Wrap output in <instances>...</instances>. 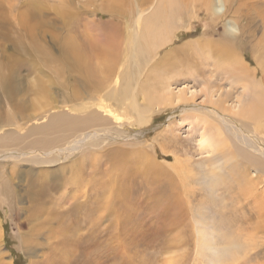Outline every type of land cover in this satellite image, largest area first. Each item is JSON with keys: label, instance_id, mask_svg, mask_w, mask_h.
Here are the masks:
<instances>
[{"label": "rangeland", "instance_id": "obj_1", "mask_svg": "<svg viewBox=\"0 0 264 264\" xmlns=\"http://www.w3.org/2000/svg\"><path fill=\"white\" fill-rule=\"evenodd\" d=\"M18 1L20 0H16L15 3ZM38 1L52 8L57 5L58 0ZM249 1L251 0L242 2ZM167 3L168 0H63L62 9L65 15H57L50 8H45L37 19V26L43 33L40 37L36 35L41 42V49L30 45L28 47L24 43L20 46L17 42L19 38L21 39L20 31H14L12 34L8 32L6 39L0 34V71L5 73L4 76L8 74V70L11 72V78H6L10 79L7 81L11 84V93L16 104L11 106L8 100L1 96L0 90V127L1 131L5 132V135H0V138H4L0 144L2 157L7 158L8 153L12 151L28 152L29 150L21 148V145L25 144L23 142L45 138L41 128L46 119L37 121L34 118L35 115L43 114L45 101L53 103L54 99L60 103L59 105L70 101L68 105H73L81 101L76 93H81L85 101H97L93 94L100 88L96 87L89 66H98L107 56L88 54L90 58L79 59L64 42L65 37L70 38L73 35V39L84 46L85 55L89 50H94L92 47L96 48V44L104 46L114 41L120 45V51L114 57H110L109 62L121 63L128 43L126 36L140 35L144 23L153 16L157 8L165 12ZM214 3L215 6L206 12L197 0H183V3L176 0L172 5L176 11L171 19L172 33L168 31L173 39L167 46L160 47L149 55L147 66L140 75L143 87L141 93L155 94L158 80L162 78L171 81V89L174 92L186 90L188 99L182 103L188 105L187 112L183 113L182 107L177 108L181 103L177 107H154L149 114L150 123L141 126L135 115L119 110L115 113L120 117L118 122L111 121L104 126H89L90 128L79 133L80 136L88 137V140L80 142L77 139L76 143H80L77 150L57 156L61 160L54 163L56 174L64 180L75 171L77 173L75 172L74 176L80 171L76 166L79 157L84 159V172L88 174L94 170L96 179L102 177L106 168L112 171L115 166L118 171L114 173L110 182L112 195L109 194L107 197L108 201L111 197V206L107 211L105 213L97 211L93 216L87 212L84 217L83 212L93 208L95 202L102 197L101 191L90 188L86 182L79 190L81 192L71 188V184H64L65 186H61L59 190H51L46 195L50 203H47L46 207L54 210L60 206L61 210L59 208L56 210L64 212L62 213L64 216L68 211L80 209L82 212L80 222L68 228L70 230L65 235H60L61 232L58 231L62 225L54 223L51 226L52 230H40L39 236L26 242L23 233L27 231V226L22 220L28 218L27 207L31 204L24 198L18 208L9 211L8 207L1 203L0 252L3 254V262L264 264V174L257 175L260 180L256 178L255 170L244 167L246 163L239 154H236L234 160L227 162L223 160L227 147L229 151L233 147H238L244 152L243 146L237 143L240 141L237 126L242 125L243 127H240L247 130L246 135L243 132L240 134L257 148H264V131L248 125L231 112L233 109L237 110V100L246 101L247 93L240 88V85H245L243 82L239 85L234 84L237 88L233 85L236 88L233 90L229 86L230 80L225 81L217 76L224 67L222 66L224 62L218 61L220 45L217 44L219 41L229 43L235 40L234 43L239 44L235 46L236 56L248 69L256 67L257 59L251 40L245 41L241 37L247 24L244 21L235 22L231 4L223 0H214ZM33 5L34 8L35 4ZM1 7L5 9L6 5L2 4ZM103 10L111 11L106 13ZM240 11L245 13L243 10ZM216 13L218 15H215ZM98 32L100 35L95 36ZM111 36H114V40ZM171 50H176L178 55L171 57L169 53ZM120 87L117 86L116 92ZM210 92L212 99L206 95ZM227 92L231 94L229 99L224 96ZM191 95L194 96L189 98ZM220 98L226 102L219 103L215 110L223 118L233 119L231 122L235 121L237 126L227 124L216 113L211 117L215 122L219 121L218 129L210 124L213 121L206 116L208 121L204 125L205 129H202V124L198 125L196 120V116L199 115L195 110L212 108L210 100L215 102L222 100ZM137 101L140 102L141 99L138 98ZM16 107L22 108V112L26 111L24 113L29 119L26 125H29L27 126L29 129L35 130L25 136V140L16 139L19 132L8 136V132L14 127L13 123L26 121L22 119L21 112L14 110ZM224 108L230 111L227 112ZM22 130L25 131L24 128ZM97 132L106 136L85 135ZM202 134L215 149L212 146L211 150L200 143ZM88 142H92L93 145L92 143L88 145ZM263 148L261 150H264ZM32 156L34 160L45 157ZM7 161L4 166L9 168L11 165ZM121 161L120 166L117 162ZM236 161L239 168L240 165L243 166L241 168H246L244 172L247 171V176L246 172L244 174L240 169H230ZM45 167L36 161L33 164L19 162L13 169L15 171L13 187L21 194L26 189L32 190V187L34 190L31 193L35 192L32 184L44 170L46 171L42 169ZM245 177L258 181L255 185L249 184L250 188L243 183L242 189L236 192L237 182L243 181ZM208 181L213 184L212 188L214 183L216 184L213 189L210 188L211 191L206 185ZM35 187L42 190L40 185L36 184ZM249 193L257 196L247 199L246 194ZM252 201H257L260 206L252 204ZM225 246H230V251L218 255L219 258L213 256L215 252H219L217 249H224Z\"/></svg>", "mask_w": 264, "mask_h": 264}, {"label": "bare ground", "instance_id": "obj_2", "mask_svg": "<svg viewBox=\"0 0 264 264\" xmlns=\"http://www.w3.org/2000/svg\"><path fill=\"white\" fill-rule=\"evenodd\" d=\"M15 1L16 0H0V30H1L0 34L3 35V38L6 39V37L9 35L8 32H11L10 34H12L14 31H20L21 39H23L21 40L19 38V41H17L20 44V46L21 44L23 46V43H24L26 46L30 45V46H34L37 49H41L40 48L42 47L41 42L38 41L39 38L37 39L36 35L40 37V35L43 33H41V30L39 29L40 27L37 26V22H38L37 19H39V16L42 14L41 13V11H43L42 9L50 8V7L45 6L42 2H39V1L37 2V0H35L36 2L32 0H20L16 3ZM177 1H181L183 3V0H177ZM197 1L200 4H202L201 6L204 7L206 12L210 11L215 6L214 0H197ZM223 1L225 3L232 5L233 15H234L236 23H239V21H244L247 24L246 29L242 28L244 29V31H242L241 37L245 39V41L251 40L250 41L251 46H252L253 52L257 60H256V67L253 69H248L247 67L244 66L241 60L236 56L235 46H239V44L234 43L235 40L229 43H223L222 41L221 42L219 41V44H217V46L220 45L219 51H218L219 53L218 61L224 62V64H222V66L224 67L221 69L222 71L220 72L217 70L215 71H217V73L219 72L218 73L219 75L217 76H220L221 77L220 79H223L225 81L226 80L231 81L229 86L233 90L237 88L234 84L239 85L242 82L243 84H245L243 86L240 85V88H243V92L247 93L246 94L247 97L245 96L246 101L244 100L243 102H241L240 100H237L236 101L237 110L235 111V109H233V111L231 112L234 115H237L243 122L247 123L248 125L255 126V128L263 132L264 131V0H251L247 3L242 2L243 0H223ZM62 2L63 0H58L57 5L50 8V10L54 11V13L57 15H60V16L65 15V11L64 9H62L63 8ZM173 3L175 4L176 0H168L167 5L165 6V12L157 8L153 16L144 23L143 30L140 33V35L137 36L136 34H133L130 37L126 36L128 43L125 49L126 51H124L125 53L123 54V61L121 63L109 62L110 57H114L120 51V45H118L114 41L104 46L96 44V48L92 47L93 45L91 46L90 44V46L94 48V50L91 48L92 50H89V52H87V54L85 55L83 52L85 51L84 46L80 44V42H77L76 40H74L73 35L71 37L70 35H68V37L70 38H67V37L64 38V42L67 45H69V49L79 59L90 58L88 54H92V55L94 54V56L99 55V54H105L107 56L106 58L107 60L106 59L102 60L101 62H99V65L95 67L88 65L90 74L95 79L96 87L100 88L97 93L93 94L97 98L96 102L85 101L81 93H76V95H78V99L80 98L81 101L78 103L75 102L73 105H68L70 104V101L67 103L63 102V104L59 105L60 103H57L52 97H49L50 99H53V103L52 102L48 103L47 101H45V104L42 103L46 105V106L43 105L45 109L43 108V106H41L42 109H44L42 110L44 111L43 114L41 113V114L34 116L35 120L37 121L46 119V123L41 128V130L45 133V138L43 139L38 138V140L33 139L31 141L29 140L27 142H23L25 144L22 143L23 145H21V148L24 150H29L28 152L12 151L8 153V156L6 158V157H2V154L0 151V204L1 203L5 204L8 207L9 211L15 210L16 208H18L19 203L24 198H26L28 203L31 204L29 207H27L28 218H26L25 220H22V223H24V225L27 226V231L23 233V239L26 242L27 240H30V238L39 236L41 234L40 230L41 231L45 229H47L45 231L52 230L51 226L54 223H58L62 225V226H59L58 231L61 232L60 235H65L67 231L70 230L68 228H71L74 224H77L78 222H80L82 218L81 217L82 212L80 211V209L78 210L77 208H75L72 211H68L66 215L64 216L62 214L64 212H59V210H56L60 206L59 207L56 206L57 208L54 210H52L49 207H46L47 203H49L48 200L46 199V195L51 190L52 191L59 190L61 186H63L64 184H71V188H73L75 191H79L81 190V187L84 184V182H86V185L90 186V188H96L101 191L102 197L99 196L101 198H99L95 202V206L93 208L86 209L85 212H83L84 217L87 212L92 216L97 211H101L105 213L108 207L111 206V203H110L111 197L109 198V201H108V197H109V194L112 195L111 194L112 191L110 188V182H112L111 180L114 176V173L118 171L117 169H115V166H113L114 170L112 171L109 168H106L105 172L104 173L102 172L103 173L102 177L99 179H96L97 177L94 178V174H93L94 170H91L88 174L84 172V169H85L84 159L83 157H79L76 162V166L79 167L77 168L80 169V171L78 172V174H76V176H74V174L75 172L77 173V171H75L72 176L70 175L71 177L69 176L67 177V179L64 180V178H60V176L56 174L57 170L54 167V163L56 162V160L57 161L61 160L57 156L60 157L61 155H64L69 152L71 153L77 150L76 149L78 148L77 145H80V143H76L77 139L80 142H83V140L85 139L87 140L89 139L88 137H84L83 135L80 136L79 135L80 132L87 130L88 128H90L89 126L91 125L92 126L94 125L104 126V125L110 124L111 121L120 120V117H117L115 115V113H117V111L119 112V110H123V112L125 111L127 114L131 113L132 115H135L137 118L138 124L141 126L147 125L150 123L151 120L149 119V114L154 107H162V108L169 107V106L177 107V105L181 103L177 108L182 107L183 108L182 112L183 113H185V111L187 112L186 106L188 105L183 104L182 102L187 101L188 92L186 93V90H183V89L179 90V92L177 91V93L174 92V90L171 89V81L169 82L168 79L166 78H162L158 80V83H157L158 90L156 88L155 94H152V93L148 94V92L141 93V91L143 90V87L140 83V75L144 67L147 66L146 63L149 61V57H150L149 55H151V53H153L154 50L157 51L160 47L167 46L173 39L172 34H169V33H172V27H173L172 25L173 22L171 19H172L174 12H176L175 9L172 7ZM195 3L196 2H194V4ZM2 4L6 5L5 9L4 8L2 9L1 7ZM33 4H35L34 8H33L34 6ZM240 10H243L245 12L244 13L245 15L243 13H240L241 12ZM103 11L106 13H109L111 10L110 11L103 10ZM215 15H218V14L216 13ZM2 32H4V34H2ZM109 33L112 34L111 32ZM98 35H100L99 32L97 33V35L95 34V36H98ZM119 35L121 34H118V36ZM121 37L122 36H120V38ZM111 38L112 40H114V36H111ZM238 42L240 43V40ZM250 42H248L249 45H250ZM121 43H123V41ZM116 45H118V47H116ZM88 46H89V43H88ZM72 49H76V51H73ZM169 53L171 57L178 55L176 50H171ZM253 59H254V56H253ZM217 68L218 67L216 66V69ZM7 72L8 74L6 73L7 75L4 76L5 73L0 71V90L2 91L1 96L7 99L8 103L11 106H13V105H16L15 97L11 93V84L7 81V80H10L8 78H11V72L10 70H8ZM59 72L61 71L59 70ZM222 72H224L225 75H223ZM236 79L237 81H234ZM118 85L121 87L116 92ZM100 94H103V95H100ZM7 95H8V98H7ZM206 95H207V98L209 97V99L213 98L211 92L207 93ZM193 96L194 95H191V97L189 98H192ZM224 96L228 97L229 99L231 97V94L227 92L224 94ZM138 98L141 99L140 102L137 101ZM109 101L113 103L110 104ZM40 102H42V97H41ZM223 102H226L225 99L218 100L215 102H212L210 100V103H212V108L210 107V108H207L206 110L204 109L195 110L196 112H198V115H199V116H196V120H198V125L202 124V127H201L202 129H205L204 125H206L207 124L206 122L208 121V119H206L205 116L211 119V121H213L214 124L212 122H210V124H212L216 128V130L218 129L219 121L218 123L215 122L214 120H212L213 119L212 117L216 113L218 114L215 108L219 106V103L223 104ZM200 107L202 108V106ZM14 110L19 113L21 112L20 114H22V119L26 121L25 123H19V124L13 123L12 125L14 127L8 132V136H12L14 133L19 132L16 134V139L25 140L24 137L30 135L35 130L32 128L29 129L28 128L29 125H26V122L29 120L27 118V115H25L24 113L26 111L22 112V108L20 107H16ZM224 110L226 111L227 109L224 108ZM229 111L230 110H227V112ZM218 116H220V118L222 117V119H224V122H226L227 124L229 123V124H234L233 126H237V123L235 121L231 122L233 120L232 118H231L232 120L230 119L228 120V118H226L227 119L226 120L225 118H223V116H221V114H218ZM240 126H237L239 128L238 130L239 133H237V136L240 139V141L237 140L238 141L237 143L240 144V146L241 145L243 146L244 152H242L238 147H237L238 149L236 147H233L232 149L230 148L231 150L229 151V148L227 147V150L223 154L224 155L223 160L225 162L234 160L235 157H237L236 154H239L246 163L244 167H246L247 169L251 167L253 170H255L256 172L255 176L257 178L258 177L257 175L264 174V160H263L264 157L262 156L264 155V150H261L263 147L262 148L255 147L250 142V140H247L243 134H240L241 132H243L246 135L245 132H247L245 128H242L243 126L242 127ZM23 128L25 131L22 130ZM1 130L2 129L0 127V135L1 136L5 135V132ZM85 135H88V136L98 135L101 137L106 136L100 132L88 133ZM2 140H4V138H0V144ZM207 140L208 139L205 137L204 134L200 136V143L203 146H208L211 148V150L215 149L213 144H212L213 146V149H212V146H210L209 141ZM39 143H40V146H38ZM89 143L90 142H88V145ZM37 149H41V150H37ZM32 155H35V157H38V156L40 157V155H44L45 157H41L43 159L34 160L35 158ZM111 156L112 155H110V157ZM5 161H7V163H9L11 167L9 168L5 167L4 166V164H6ZM35 161L39 164H44L46 167L42 169H46V171L44 170V173L34 180L32 186H34V188L36 189L35 192L31 193V191L34 190L32 187V190L26 189L22 191L23 194H21L19 191H16V189L13 187L14 186L13 181L15 178V175H14L15 171L13 169L16 168V165L18 166L19 162L33 164ZM89 161H91V159ZM117 163L120 165L122 161L117 162ZM118 164H116V166H118ZM237 164L238 163L236 161V163H234V166H231L230 169L231 170L240 169L243 172L244 170H246V168H241L243 167L242 165H240V168H239V165ZM93 165H95L94 162H93ZM6 168H8L9 171H7ZM245 172L247 176L248 173L247 171ZM233 176L234 175H231V177ZM257 181L258 180L256 179H250V178L245 177L243 181L241 180L237 182L238 188L235 189V191L237 192L239 189H242L243 183H246L247 186L249 187V184L255 185V182L257 183ZM36 184L40 185L42 189L41 191L37 190V188L35 187ZM206 185L208 186V189L210 190L213 184L210 181H208ZM215 185L216 184L214 183V186ZM233 186L235 185L233 184ZM46 189H47V192H46ZM246 196H248L247 199H249L255 195L254 193H249V195L246 194ZM251 203L258 204L257 201L255 202L252 201ZM55 236H57V234ZM225 237L226 236H224V238ZM229 247L225 246L224 249H217L219 250V252H215L213 256L216 258H219L218 255L224 254V252L227 253L228 251H230ZM214 249L215 248H213V250ZM2 257H3V254L0 252V264H11V263H8L9 261L3 262Z\"/></svg>", "mask_w": 264, "mask_h": 264}]
</instances>
